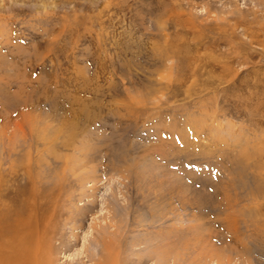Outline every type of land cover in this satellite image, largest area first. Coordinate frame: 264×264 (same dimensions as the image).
I'll use <instances>...</instances> for the list:
<instances>
[{
  "label": "rangeland",
  "instance_id": "374dc122",
  "mask_svg": "<svg viewBox=\"0 0 264 264\" xmlns=\"http://www.w3.org/2000/svg\"><path fill=\"white\" fill-rule=\"evenodd\" d=\"M74 100L93 117L61 147ZM17 249L264 264V0H0V259Z\"/></svg>",
  "mask_w": 264,
  "mask_h": 264
},
{
  "label": "bare ground",
  "instance_id": "6f19581e",
  "mask_svg": "<svg viewBox=\"0 0 264 264\" xmlns=\"http://www.w3.org/2000/svg\"><path fill=\"white\" fill-rule=\"evenodd\" d=\"M90 107L91 106H89L87 103H83L82 104V103L76 102L75 100L74 101H70V102H66V105H64V107L63 106L61 107V108H64V110H65L64 112H65V115L66 116H65V119L64 120L63 119L61 120V125H60V129L59 130L65 131L66 133H67L68 130L71 131L70 132V136L68 138L66 137V139L62 140V142L59 143V145L61 147L67 146L68 143L71 142L72 138H74L77 135V133H78V126L80 124H82L81 122H83V120H87L89 118L92 119L91 117H93V114L91 113L92 111H91V108ZM58 109L59 108H57V110ZM13 246H14V243H13ZM19 251L20 250L17 249V255H15L14 262L8 263V261H10L12 258H10V260H8L7 259L8 257L5 256L6 258H3L2 257L0 259V264H40L41 263V261H39V259L37 258L38 256L35 257V256L31 255L32 254L31 252L28 251L27 254H24L23 253L24 255L23 254L22 255L21 254L19 255ZM41 256H43V255H41ZM110 257H113L114 258L115 255H110ZM115 261L112 260L109 264H115ZM42 264H47V263L45 262V263H42Z\"/></svg>",
  "mask_w": 264,
  "mask_h": 264
}]
</instances>
